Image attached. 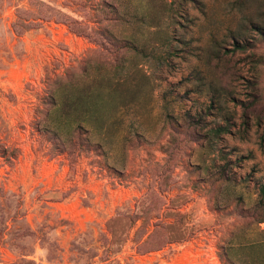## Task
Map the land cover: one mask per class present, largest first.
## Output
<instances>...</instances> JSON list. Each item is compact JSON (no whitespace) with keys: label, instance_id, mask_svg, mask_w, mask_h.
Segmentation results:
<instances>
[{"label":"rangeland","instance_id":"1","mask_svg":"<svg viewBox=\"0 0 264 264\" xmlns=\"http://www.w3.org/2000/svg\"><path fill=\"white\" fill-rule=\"evenodd\" d=\"M263 182L264 0H0V264H264Z\"/></svg>","mask_w":264,"mask_h":264},{"label":"trees","instance_id":"2","mask_svg":"<svg viewBox=\"0 0 264 264\" xmlns=\"http://www.w3.org/2000/svg\"><path fill=\"white\" fill-rule=\"evenodd\" d=\"M259 204L264 208V182L262 183V185L260 186L259 188V200H258ZM131 218H133V220L135 218H138L136 215H132ZM154 228L148 233L147 235V239L142 241L140 244H139V247L138 248H141V247H144L145 245L147 244H150V247H155L157 245H153L154 243H157V242H161V247L163 246L164 243H166V240L167 239H158L156 238L157 234H158V229L159 227L161 228L162 226L160 225V223H154ZM139 230L140 228L137 229V231L135 232V234L137 235L139 233ZM161 247H158V248H161Z\"/></svg>","mask_w":264,"mask_h":264}]
</instances>
